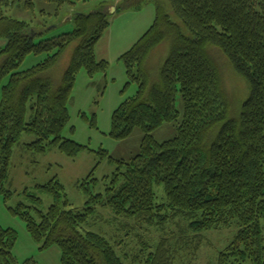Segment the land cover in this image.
Returning a JSON list of instances; mask_svg holds the SVG:
<instances>
[{
  "label": "trees",
  "instance_id": "16d2710c",
  "mask_svg": "<svg viewBox=\"0 0 264 264\" xmlns=\"http://www.w3.org/2000/svg\"><path fill=\"white\" fill-rule=\"evenodd\" d=\"M86 1L91 0H0V40L5 42L0 50V196L5 200L12 196L13 148L23 134L35 137L24 147L36 155L56 149L73 159L87 149L63 136L68 107L82 70L90 78L106 73L108 64L96 60L95 47L116 9L102 6L79 14L72 19V32L38 43L34 40L46 26L37 33L31 23L7 14L17 9L34 15L39 2L52 5L58 17L63 8ZM147 1L154 3L153 24L119 57L127 85H137L136 95L113 112L109 133L121 141L140 130L138 154L125 162L100 150L101 159L116 169L104 177L103 193L93 194L99 184L93 173L79 185L87 198L80 212L69 208L63 186L53 179L37 187L52 198L46 213L38 212V222L23 205L12 213L39 251L59 248L61 264H127L109 237L86 229L98 209L152 229L180 218L195 237L232 226L236 235L217 264H264V0H122L118 7L139 10ZM39 15L50 16L45 10ZM164 43L170 50L151 83L146 64ZM72 45L69 65L58 79L56 68ZM210 49H217L245 81L248 94L240 106L229 101ZM30 56L43 60L20 71ZM172 123L173 139L153 138L154 131ZM90 126L96 128L94 118ZM16 241L14 230L0 227V264H16ZM132 264H175V257L162 239L142 243Z\"/></svg>",
  "mask_w": 264,
  "mask_h": 264
},
{
  "label": "rangeland",
  "instance_id": "374dc122",
  "mask_svg": "<svg viewBox=\"0 0 264 264\" xmlns=\"http://www.w3.org/2000/svg\"><path fill=\"white\" fill-rule=\"evenodd\" d=\"M120 3L122 0L78 2L74 6L63 8L56 17L52 5L35 2L34 15L17 9L7 14L31 23L37 33L46 26L47 32L34 40L38 43L72 32L74 29L72 19L79 14L92 13L102 6L116 9V12H110L107 17L109 27L95 47L96 60L104 59L108 64L106 73L90 78L82 70L77 76L68 107L70 120L63 136L87 149L73 159L65 157L56 149H51L44 155H36L24 147L35 140L34 136L26 134L21 136L19 144L13 148L8 186L12 196L7 200L0 196V227L12 229L17 233V241L13 248L16 264H24L27 260H33L36 264H61L59 248L53 246L45 251H39L37 244L27 233L24 222L12 213L18 206L23 205L25 211L38 222V212L46 213L52 203V198L40 191L38 186H44L57 179L64 188L70 203L69 208L80 212L87 198L79 185L93 173L91 178L99 181L93 194L103 193L104 177H110L116 169V166L110 165L107 159H101L102 156L98 152L105 150L112 159L125 162L138 154L142 142L141 131L137 129L126 140L112 139L109 136L111 116L119 105L126 99L134 97L137 91L136 84L127 85L124 63L119 57L130 50L152 26L156 11L152 1L145 2L139 10H123L118 7ZM41 10H45L50 16L41 17L39 15ZM4 43L0 40V50ZM72 50L73 45L59 61L56 68L58 79L69 65ZM169 50L170 45L164 43L157 52L150 55L146 70L151 83L157 82L158 66L167 58ZM209 56L219 67L229 101L234 107L240 106L248 94L245 81L236 75L233 67L217 49H210ZM42 60L43 56H30L21 65L20 71L30 69ZM176 104L178 110L182 111L180 96L177 97ZM83 116L86 119H83ZM92 118L95 119L96 128L90 126ZM176 134L177 128L172 123L162 125L152 133V136L161 143L173 139ZM31 197L39 198L41 204L34 202ZM87 223L86 229L101 233L113 241L121 258L124 259L125 256L128 258L124 259L127 264H132V257L137 254L142 243L154 245L162 239L167 241L171 248L175 264H217L218 254L230 244L237 232L234 227L225 226L195 237L186 230V222L180 218L166 224L163 229H152L133 220L115 219L108 209H98L96 216L90 217ZM195 246L198 248L195 249Z\"/></svg>",
  "mask_w": 264,
  "mask_h": 264
},
{
  "label": "crops",
  "instance_id": "0c3cea01",
  "mask_svg": "<svg viewBox=\"0 0 264 264\" xmlns=\"http://www.w3.org/2000/svg\"><path fill=\"white\" fill-rule=\"evenodd\" d=\"M100 60H104V59H100Z\"/></svg>",
  "mask_w": 264,
  "mask_h": 264
}]
</instances>
